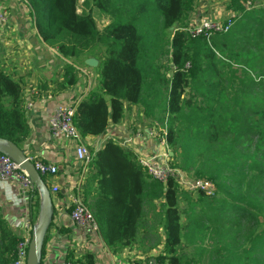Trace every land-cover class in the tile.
Masks as SVG:
<instances>
[{
    "label": "trees",
    "instance_id": "1",
    "mask_svg": "<svg viewBox=\"0 0 264 264\" xmlns=\"http://www.w3.org/2000/svg\"><path fill=\"white\" fill-rule=\"evenodd\" d=\"M24 1L40 41L63 60L60 88L79 81L78 59L97 55V87L74 99L80 137L104 134L125 104L147 117L157 108L172 164L214 186L213 194L191 193L173 177L159 182L110 139L89 149L94 172L80 193L105 247L112 254L131 247L157 208L151 217L163 230L154 257L160 264H264V0H227L233 23L209 37L179 28L167 34L194 0H91L80 12L77 0ZM93 8L111 22L99 29ZM161 55H169L168 73L157 64ZM29 138L20 82L0 66V139L25 150ZM28 208L35 223L36 187ZM17 241L0 215V264H13ZM45 243L46 233L39 264ZM65 260L96 264L89 251Z\"/></svg>",
    "mask_w": 264,
    "mask_h": 264
},
{
    "label": "crops",
    "instance_id": "2",
    "mask_svg": "<svg viewBox=\"0 0 264 264\" xmlns=\"http://www.w3.org/2000/svg\"><path fill=\"white\" fill-rule=\"evenodd\" d=\"M0 4L6 6L8 11L6 30L0 39V66L4 72L20 82L22 92L27 85H33L39 88L44 96L43 103H37L25 113L30 127L25 154L53 163L58 168L56 174L48 175L44 181L49 190L56 186L58 191L50 192L53 205L50 209L51 222L49 221L50 224L45 230L43 263H61L69 253L76 258L84 251L94 254L96 264H142L147 258L156 256L161 250L164 237L158 222L150 220L151 216L158 212L157 208L148 212L149 219L145 227L140 229L136 242L131 247L120 248L113 254L105 247L97 232L87 226H76L69 217L66 208L67 195L78 182L82 189L84 180L90 177L94 170L88 164L82 169L74 153V141L51 135L48 129L49 115L56 103L73 101L88 89H95L98 85V75L92 78L86 70L80 68L79 81L74 86L60 88V67L58 72H54L52 64L63 60L40 41L29 6L24 0H0ZM205 7L206 4L199 5L197 12H201ZM150 118L140 111L139 105L128 103L125 104L118 123L109 122L104 134L80 137V141L88 150L97 151L108 139L126 140L137 126L147 129L152 124ZM155 142V139L147 138L145 142L139 143L136 139L133 143H127L124 148L132 153L135 148L151 147ZM153 203L158 205L159 201ZM27 209L29 210L27 205L18 197L16 183L0 180V215L17 237L21 235ZM31 223L33 224L32 221Z\"/></svg>",
    "mask_w": 264,
    "mask_h": 264
},
{
    "label": "built area",
    "instance_id": "3",
    "mask_svg": "<svg viewBox=\"0 0 264 264\" xmlns=\"http://www.w3.org/2000/svg\"><path fill=\"white\" fill-rule=\"evenodd\" d=\"M231 12V11H229ZM234 13L228 14L224 21H216L208 17H202L199 20H195L197 15H192L194 20L190 21L185 27H177L181 31L185 32L190 37L206 36L209 37L215 33L226 32L233 23ZM8 22V11L6 6L0 4V39L5 33L6 24ZM175 28V29H177ZM44 96L33 85H27L22 92V106L26 112H29L37 103H43ZM77 105V100L58 102L56 103L50 112L48 120V129L51 135L55 137L65 138L74 141V153L76 159L81 163L82 169L90 162L91 153L88 148L84 146L80 141L77 129L73 125L72 117ZM165 124L152 121V124L147 129L142 126H137L129 134V138L126 140H117L114 142L124 147L127 143L133 140H138L139 143H143L147 138L155 139V145L151 147L135 148L132 152L133 156L139 163V165L146 171V173L153 179L159 182H166L168 177H173L181 190L186 192H194L197 190L204 191L207 194L212 193L214 186L210 181L204 179L189 180L185 176V173L179 168H172L169 166V159L171 151L168 147L166 137ZM34 168L40 175H54L57 173L58 168L55 164L44 162L40 159L28 157ZM0 180L1 181H13L17 185L18 197L28 207V199L31 191L35 187V184L30 175L20 167L11 157L0 151ZM51 193L58 191L56 186H53L49 190ZM52 200V199H51ZM53 201V200H52ZM53 205V203H52ZM66 208L69 211V217L76 226L89 227L91 230L97 232V226L93 220L90 210L84 204L80 193V182H78L67 195ZM32 234V223L30 220V212L27 209L23 222L21 235L18 237L16 244L15 255L13 264H26L28 244ZM44 264H71L64 260L61 263H44ZM142 264H160L156 260L143 261Z\"/></svg>",
    "mask_w": 264,
    "mask_h": 264
},
{
    "label": "rangeland",
    "instance_id": "4",
    "mask_svg": "<svg viewBox=\"0 0 264 264\" xmlns=\"http://www.w3.org/2000/svg\"><path fill=\"white\" fill-rule=\"evenodd\" d=\"M86 1H88L89 4L91 3V0H77V11L78 12H80L82 10H87L88 6H86ZM226 3H227V0H194L192 7L189 9V11L187 10L184 19L180 23H176L174 25V27H171L168 30L167 34L171 35L172 32L177 27L187 26L190 21L194 20L192 18V15H194V14L197 15L195 20H199L202 17H208L210 19H214V20L219 21V22L224 21L226 19V17L228 16V14L231 13L226 9ZM201 4H206V7L203 8L201 12H197L198 6ZM92 11H93L92 13H93V17L95 19L96 25L99 29L103 28L106 24L111 22L112 19L109 15L104 14L103 12L99 11L96 8H93ZM88 59H94L96 61V64L94 62H90V61L88 62L87 61ZM168 59H169V55H166V56L161 55V58L157 62V64L162 65V68H160V71L163 70L164 72L168 73L169 66H170ZM77 62H78L79 67L81 69L86 70L92 78H96V74H97V70H98L97 55H95V54L86 55V57L78 59ZM61 66H63V62H60V61H58L57 64H52V71L58 72L59 67H61ZM140 111H142L141 106H140ZM152 113H153V115H151V118H150V119H152L151 123H152V121H156L157 123H159L158 119L156 118V117H158L157 116V108L152 110ZM171 155H172V153H171ZM172 162H174V159L171 158V156H170V159L168 161L169 166L172 168H178V167L174 166L172 164ZM185 176L187 178H189V180L195 179V177L193 176L192 173H188V174L185 173ZM213 192H214V190L210 194H213ZM184 203H185V201L181 200L180 206H183ZM37 219H38V217H37ZM37 219H36V221H37ZM30 220H31V218H30ZM150 220L157 221L155 216H153ZM36 221H35V223H36ZM35 223L32 224V229H33ZM154 257L155 256H151L144 261L153 260Z\"/></svg>",
    "mask_w": 264,
    "mask_h": 264
},
{
    "label": "water",
    "instance_id": "5",
    "mask_svg": "<svg viewBox=\"0 0 264 264\" xmlns=\"http://www.w3.org/2000/svg\"><path fill=\"white\" fill-rule=\"evenodd\" d=\"M87 61L94 62L96 64L94 59H88ZM0 151L11 157L30 175L40 194V210L38 219L32 229L26 259V264H39L41 259L40 250L42 240L50 221V209L52 206L50 191L45 182L42 180L41 175L36 171L28 156L25 154L24 150L18 148L9 141L0 139Z\"/></svg>",
    "mask_w": 264,
    "mask_h": 264
}]
</instances>
